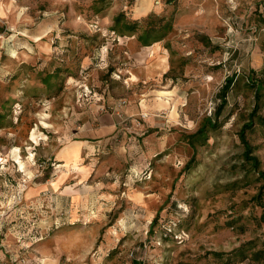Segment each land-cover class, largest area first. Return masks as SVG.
I'll return each instance as SVG.
<instances>
[{
	"label": "rangeland",
	"instance_id": "1",
	"mask_svg": "<svg viewBox=\"0 0 264 264\" xmlns=\"http://www.w3.org/2000/svg\"><path fill=\"white\" fill-rule=\"evenodd\" d=\"M121 14L170 27L141 46L110 31ZM263 67L264 0H0V263L253 264L239 131L264 118ZM229 77L218 128L192 137ZM247 140L264 170V125Z\"/></svg>",
	"mask_w": 264,
	"mask_h": 264
},
{
	"label": "trees",
	"instance_id": "2",
	"mask_svg": "<svg viewBox=\"0 0 264 264\" xmlns=\"http://www.w3.org/2000/svg\"><path fill=\"white\" fill-rule=\"evenodd\" d=\"M114 24L111 27L112 32L123 37V36H136L137 41L141 46H149L155 42H158L163 39L164 32L170 27L169 24H164L161 27H156L150 22H146L145 26H140L137 21L126 20L123 14L117 15L114 18ZM264 71V67L262 69ZM252 74H249L246 79L248 85L253 89V96L255 102L258 104L264 97V79L257 78L254 76V71L251 70ZM55 75H58L55 74ZM235 82V77H229L225 80L224 85L222 86L219 97L220 104L214 109V114L212 118H208L205 121V124L202 125L198 130V134L192 137H202L205 139L208 130H215L219 126V118L224 113V108L227 105L226 94L232 88V85ZM43 84L47 85L48 80H43ZM255 124L264 125V118L257 114V105L253 109V112L249 115L248 121L243 124L241 130L239 131V139L243 146L242 158L248 163L252 170L257 173L258 179L261 181L259 190L254 196V200L262 208L263 213L261 216L262 221H264V170L261 169V164L258 158L253 153V148L247 140V133L253 130ZM85 145L88 147L89 140H84ZM193 144L192 142H190ZM157 223V217L153 219L150 224L149 233H151L152 228ZM253 264H264V250H258L252 254Z\"/></svg>",
	"mask_w": 264,
	"mask_h": 264
},
{
	"label": "bare ground",
	"instance_id": "3",
	"mask_svg": "<svg viewBox=\"0 0 264 264\" xmlns=\"http://www.w3.org/2000/svg\"><path fill=\"white\" fill-rule=\"evenodd\" d=\"M140 9L146 10L147 7L144 5H141ZM155 45V44H154ZM149 49V47H148ZM173 96V92L171 90H159L158 91V101L159 103V107H168L170 105V100L171 97ZM171 116L175 117L176 116V105L173 106L172 110H171ZM31 138H34L33 134L31 135ZM78 147H76V153L78 154ZM68 151V150H67ZM76 155H74V159ZM72 158V159H73ZM76 160V159H75Z\"/></svg>",
	"mask_w": 264,
	"mask_h": 264
},
{
	"label": "crops",
	"instance_id": "4",
	"mask_svg": "<svg viewBox=\"0 0 264 264\" xmlns=\"http://www.w3.org/2000/svg\"><path fill=\"white\" fill-rule=\"evenodd\" d=\"M100 120L104 123L102 129H107V134H111L115 129V123L110 122V115H105L100 118Z\"/></svg>",
	"mask_w": 264,
	"mask_h": 264
},
{
	"label": "built area",
	"instance_id": "5",
	"mask_svg": "<svg viewBox=\"0 0 264 264\" xmlns=\"http://www.w3.org/2000/svg\"><path fill=\"white\" fill-rule=\"evenodd\" d=\"M119 113H117V115H118ZM23 261V260H22ZM13 263V262H12ZM1 264V263H0Z\"/></svg>",
	"mask_w": 264,
	"mask_h": 264
}]
</instances>
